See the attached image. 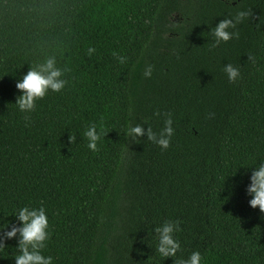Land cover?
<instances>
[{"label":"trees","instance_id":"trees-1","mask_svg":"<svg viewBox=\"0 0 264 264\" xmlns=\"http://www.w3.org/2000/svg\"><path fill=\"white\" fill-rule=\"evenodd\" d=\"M249 10L239 38L210 50L211 29ZM49 56L68 83L27 122L16 83ZM165 113L167 150L126 136L130 125L159 134ZM93 123L107 133L97 152L83 135ZM261 163L264 0H0V229L43 206L53 264H174L193 252L201 264H264V215L246 191ZM177 220L180 251L166 259L154 229ZM17 248L5 241L0 264Z\"/></svg>","mask_w":264,"mask_h":264},{"label":"clouds","instance_id":"clouds-1","mask_svg":"<svg viewBox=\"0 0 264 264\" xmlns=\"http://www.w3.org/2000/svg\"><path fill=\"white\" fill-rule=\"evenodd\" d=\"M233 0H227V4L231 6ZM253 13L249 11H239L232 18L222 19L214 28L211 29V34L214 37V42L211 44L210 50L217 48L222 43H227L233 38H239L237 26L246 18H251ZM95 52V48L89 47L87 54L91 57ZM113 57L120 64L126 63V57L119 55L116 52L112 53ZM249 61H253L254 57L249 55ZM70 71L67 67L61 69L57 67L55 56L47 57L43 62L37 63L30 67L26 75L16 83V89L21 93L17 96L15 105L25 115L24 119L30 122V113L35 110L36 102L43 99L49 91L61 92L68 81L64 79L66 72ZM153 67L147 66L144 71L145 78H151ZM223 71L226 73L229 83H235L240 78V71L232 64L224 66ZM160 116V112L155 113ZM166 119L164 127L159 132L155 133L149 126L145 130L144 126L136 125L129 126L126 136L134 143L137 138L146 136L147 140L158 145L162 150H167L170 146L171 137L174 135L172 127L173 121L170 113H165ZM147 123V121H145ZM26 127L28 124L26 123ZM84 137L87 139V147L97 152L98 142L102 136L107 135L103 126L100 131H97V125L91 124L84 132ZM76 141L74 135L69 136V143L73 144ZM247 194L251 197L249 205L253 209H259L264 215V163L254 168L251 173L250 184L248 185ZM16 219L21 226L12 225L10 231H6L8 225L0 229V249L5 248V241L18 237V251L15 259V264H53L51 256L45 257L42 255V250L46 247V241L49 239L48 218L43 206L36 208L23 207L19 209ZM180 221H165L161 226L156 227L154 232L158 240L156 251L161 257L175 258L180 251V244L174 238V233L181 231ZM174 264H201V255L199 252H193L189 258L173 259Z\"/></svg>","mask_w":264,"mask_h":264}]
</instances>
